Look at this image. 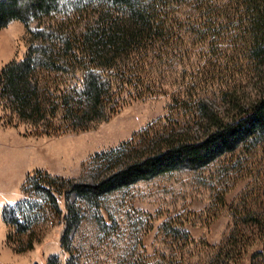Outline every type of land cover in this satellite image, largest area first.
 <instances>
[{
    "label": "trees",
    "instance_id": "trees-1",
    "mask_svg": "<svg viewBox=\"0 0 264 264\" xmlns=\"http://www.w3.org/2000/svg\"><path fill=\"white\" fill-rule=\"evenodd\" d=\"M15 21L26 28L27 48L0 70V121L3 126L28 124L45 135L88 130L131 101L164 91L149 75L178 63L189 40L222 51L219 34L233 29L228 44L258 69L252 95L240 96L230 86L215 91L223 108L205 102L207 88L183 87L175 95L178 108L191 110L182 118L186 130L175 131L169 121L154 129L140 151L130 139L98 154L96 170L106 168L90 181L35 170L22 198L2 209L7 238L19 242L18 253L32 248L35 227L56 215L64 224L60 246L68 253L66 264H81L70 244L83 210L70 202L71 195L94 208L105 227L100 205L106 195L162 174L203 167L264 139V0H0V29ZM212 61L197 71L199 83L207 85L215 73ZM199 122L202 126L192 131ZM46 264H59L58 257L49 256ZM129 264L148 263L138 258Z\"/></svg>",
    "mask_w": 264,
    "mask_h": 264
},
{
    "label": "rangeland",
    "instance_id": "rangeland-1",
    "mask_svg": "<svg viewBox=\"0 0 264 264\" xmlns=\"http://www.w3.org/2000/svg\"><path fill=\"white\" fill-rule=\"evenodd\" d=\"M229 34H235L233 29L219 34L225 44L222 51L187 41L183 45L187 52L178 63L149 75L161 82L164 91L131 101L88 130L45 135L35 133L28 124L3 126L0 121V264H46L52 255L59 264H66L68 253L60 246L64 228L60 216L51 215L48 222L37 225L33 246L24 252H16L19 242L7 238L9 227L2 209L22 198L23 186L35 170L90 181L106 168L96 170L98 154L130 139L140 151L156 133L154 129L169 121L175 131L186 130L182 118L191 110L178 108L175 94L191 84L199 86L197 92L203 87L211 92L203 97L214 108L224 107L215 92L220 87H235L240 96L255 92L257 66L228 44ZM26 48L22 22L0 29V70L22 57ZM209 58L215 73L206 85L199 83L197 71ZM199 125L195 123L192 131ZM69 200L83 210L70 244L81 264H129L138 258L148 264H264V139L203 167L162 174L106 195L100 205L105 227L94 208L74 195ZM63 203L61 199L62 210ZM28 239L27 234L21 236L23 244Z\"/></svg>",
    "mask_w": 264,
    "mask_h": 264
}]
</instances>
